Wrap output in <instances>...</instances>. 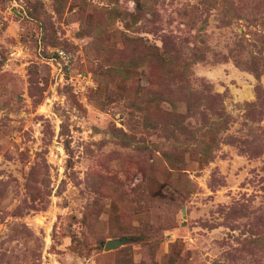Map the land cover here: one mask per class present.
Masks as SVG:
<instances>
[{
    "label": "rangeland",
    "instance_id": "obj_1",
    "mask_svg": "<svg viewBox=\"0 0 264 264\" xmlns=\"http://www.w3.org/2000/svg\"><path fill=\"white\" fill-rule=\"evenodd\" d=\"M0 264H264V0H0Z\"/></svg>",
    "mask_w": 264,
    "mask_h": 264
},
{
    "label": "water",
    "instance_id": "obj_2",
    "mask_svg": "<svg viewBox=\"0 0 264 264\" xmlns=\"http://www.w3.org/2000/svg\"><path fill=\"white\" fill-rule=\"evenodd\" d=\"M124 241L125 239H119V238L108 239L104 242L102 248L103 250L114 249L118 247L120 244H122Z\"/></svg>",
    "mask_w": 264,
    "mask_h": 264
}]
</instances>
